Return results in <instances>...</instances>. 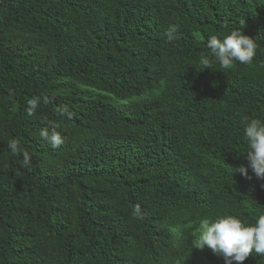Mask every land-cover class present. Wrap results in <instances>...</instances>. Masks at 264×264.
I'll list each match as a JSON object with an SVG mask.
<instances>
[{"label": "trees", "instance_id": "1", "mask_svg": "<svg viewBox=\"0 0 264 264\" xmlns=\"http://www.w3.org/2000/svg\"><path fill=\"white\" fill-rule=\"evenodd\" d=\"M232 28L252 62L203 69L206 39ZM251 118L264 0H0V264H224L191 243L202 217L264 213V178L233 173Z\"/></svg>", "mask_w": 264, "mask_h": 264}, {"label": "clouds", "instance_id": "2", "mask_svg": "<svg viewBox=\"0 0 264 264\" xmlns=\"http://www.w3.org/2000/svg\"><path fill=\"white\" fill-rule=\"evenodd\" d=\"M242 28H232L221 32L219 36L210 35L205 41V47L210 50V57L202 61L203 69H212L218 63L221 69H229L237 62L250 64L256 54V43L253 37L245 35ZM178 26L169 24L164 31L168 41L177 38ZM45 103L47 101L45 100ZM39 106V97L27 100V114L32 115ZM61 115L71 117L66 107L57 110ZM39 136L46 140L53 148H58L64 141L55 125L41 129ZM243 138L247 150L244 152L247 164L233 167L234 172L240 173L245 178L251 179L248 170L257 178H264V119L251 118L243 124ZM9 148L13 154L20 150L18 140H11ZM25 166L31 162L27 151H23ZM232 173V176H233ZM139 214V206L135 209ZM191 247L199 250L208 248L211 252L221 257L224 264H242L253 253L264 256V213L255 217L252 222H245L233 214H220L205 216L198 220L197 230L194 233Z\"/></svg>", "mask_w": 264, "mask_h": 264}]
</instances>
